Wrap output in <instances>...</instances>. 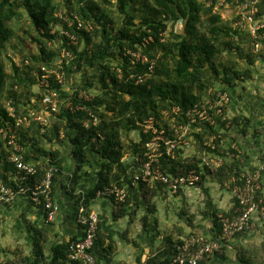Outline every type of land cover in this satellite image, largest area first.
Returning <instances> with one entry per match:
<instances>
[{"label":"trees","instance_id":"obj_1","mask_svg":"<svg viewBox=\"0 0 264 264\" xmlns=\"http://www.w3.org/2000/svg\"><path fill=\"white\" fill-rule=\"evenodd\" d=\"M208 1L210 5H207ZM244 1L227 2L237 7ZM70 2L65 0L64 15L60 14V4L56 0H0V182L13 185L14 168L8 162L10 152L6 146L10 129L25 148L24 160L27 162L38 155L39 158L46 156L41 143L67 139L77 162L76 172L72 175L75 180L82 166L88 164L86 149L97 154L101 163L98 182L83 198V205L87 206L99 190L113 186L126 187L128 194L133 190L134 168L141 159L144 144L150 139V134L143 133L141 127L147 118L153 117L156 125L165 128L169 134L170 123H179L190 107L202 104L209 97V88L225 86L226 91L222 87L218 89L227 92L237 86L236 81L251 74L249 68L239 72L232 60H224V52L235 54L238 59H243L245 54V63L252 67L257 59L264 61V49L254 53L255 40L246 30L234 29L231 22L223 20L219 13H213L218 0H117L116 8L121 16L119 26H115L100 5L106 0H76L75 9L69 6ZM257 10L256 18L261 20L264 0L259 1ZM76 20L83 26L89 24L90 30L78 29ZM17 21L30 27L23 31L25 37L16 34L14 23ZM179 22L183 27L181 33L176 34L173 28ZM168 26L170 31L165 34ZM58 28L60 30L55 31ZM12 40L21 48L16 51L17 44H14L17 56L14 52L11 57L5 54ZM26 43L33 49L23 47ZM137 53L147 57L148 62L137 61L133 56ZM3 57L10 63L9 71L3 64ZM44 76L47 84L40 85ZM76 76H79L78 81ZM35 86L39 87L38 94L33 92ZM52 91L57 94L55 112L45 104V96ZM174 106L180 108L178 118L172 115ZM9 107L13 108L16 117L10 116ZM163 111L168 112L167 118L163 117ZM29 112L37 116L48 114L46 122L41 124L28 117L25 124L15 128L17 117L27 116ZM94 120L96 124H93ZM225 126L221 123L220 127L214 128L204 123L198 130L195 129L198 125L193 126L190 136L197 140V153L183 159L178 150L168 165L164 160L161 162L164 170L170 174L189 170L200 172L198 187L206 173L216 177L222 186L228 185L230 192L234 187L243 190L242 173H234L226 161L210 173V168L202 163L209 156L200 160L196 156L206 152L226 158L219 147L218 134ZM131 132L138 133L137 142L130 139ZM211 136L214 137V150L202 147L204 139ZM53 165L57 166L53 158L49 162H39L32 179L39 181ZM55 180L56 176L53 184ZM137 184L141 191H148L144 183ZM256 197L259 198L258 190ZM128 199L129 196L124 203L116 204L114 219L124 215L123 206ZM233 202V214H211L215 228L212 241L221 231L218 216L238 215L239 200L233 197ZM43 212L46 218V212ZM143 227L145 232L150 233L151 229L156 232L148 218L143 219ZM28 233L32 243L28 264H80L68 261L69 241L52 245L51 256H45L47 230L29 225ZM111 235L98 225L91 251L97 264L109 260L113 250ZM175 246L172 238H165L164 245L151 253L144 264H175ZM200 264H207V260Z\"/></svg>","mask_w":264,"mask_h":264},{"label":"crops","instance_id":"obj_2","mask_svg":"<svg viewBox=\"0 0 264 264\" xmlns=\"http://www.w3.org/2000/svg\"><path fill=\"white\" fill-rule=\"evenodd\" d=\"M258 65H260L259 69L256 68ZM248 68L252 71L250 77L252 75L253 79L258 81L259 86L257 85L258 87L255 88L256 92L250 91L251 94H249L244 91L245 103H238L239 106L236 107L235 105L233 108L229 105L230 107L228 106L227 108V117H233L231 118L233 123L230 122L231 127H227L229 129V134L233 130H235V132L237 131V125H240L239 123L243 119L244 126L243 129L240 130L241 134H239V131L236 132L238 135L242 136L239 137L241 140L238 139V135H236V140L228 139V137L222 140L220 139L219 147L223 154L225 152L224 149L227 150L225 155L226 158H221L218 154L215 156L216 158H221L223 161H226L228 167L233 169L234 173L240 172L245 175L258 173V199L264 204V61L257 59L254 65ZM237 90L238 89L235 87L233 93L238 92ZM232 142H234L233 145H231ZM41 147L46 151V156L39 158L38 155L36 159L29 160L28 162L36 165L41 161L49 162L51 158H53L54 163H56L59 168L52 188L53 202L56 206L55 219L52 223H46L43 210L35 208L26 198H18L12 205L0 208V242L4 244L3 246L0 245V257L3 259L4 264H28V261L22 263V259L18 261L20 254H22L20 253V248H12L10 245L12 242L10 244L7 243L9 241L14 242L13 238L16 237L15 246H20L18 243H21L22 249L26 248V252H30L32 244L28 228L25 231L26 226L34 225L47 230L48 243L44 249L45 256H51L52 245L77 240L80 239L82 235L81 228L76 223V218L79 207L84 206L83 202H80V200H82L85 194L93 189L98 182L97 173L101 165L98 155L86 149L85 152L88 164L82 166L77 173L79 177L75 180L72 175L76 172L77 162L73 157V148L67 139L51 144H47L46 142L41 143ZM233 147L237 151H234ZM185 150H187V148ZM181 154L183 159L190 156L185 154V151H182ZM127 160L128 162L130 161L129 159ZM0 175L2 176L1 172ZM72 178L74 179L72 180ZM215 181L216 184L210 182V184L207 183L206 185L218 187L212 190L215 192V194L211 193L214 195L213 197L210 196L208 190L205 189L206 186L203 188L201 185L207 192V194L204 192L206 197L209 196V199L212 198L209 206L211 210H209V212H211V214L213 212L231 213L235 203L233 202V198L228 196L229 193H231L228 190V185L222 186L217 180ZM203 182L202 184H204ZM159 187L149 188L148 191L145 192L139 189L138 184H134L133 190L128 194L129 199L123 206L124 215L121 218H113V213L118 205H116L112 199L95 197L85 206L88 212L97 214L100 229L106 233L112 234L113 250L108 256L109 260L100 261L99 264H144L146 261L147 253L145 252H147L149 246L155 242V233L151 236L149 233L147 234V232H145L143 219H152L148 216V213L154 211V206H148L150 208L146 207L147 214L140 220V235L137 234L136 228L133 230V226H138L137 215H135V213L131 215L134 207L141 201L143 193L150 192L151 196L159 200L163 198L166 199L167 211L170 212L168 218L173 222L171 224L175 225L174 222L180 224V228H185L184 233H192L191 235L200 236L207 240L213 239L215 228L211 216L202 213V216L198 218L191 211L197 204L193 200V196L197 193L199 194L197 187L186 188L175 195L170 194L161 186ZM229 197L231 201L226 202ZM177 200L180 202L178 203ZM177 204H181L183 209H181V206L179 209H176ZM109 205H111L112 209ZM110 215L112 217H110ZM183 215L184 218H188L186 224ZM152 221L154 222L155 219H152ZM123 227L125 230H123ZM125 227L130 230L132 229L134 235H136L138 239H141V241H139L142 249L140 248V250H137L139 249V244L133 241L131 242L132 232H128ZM182 228L180 230H182ZM24 232L27 235V242L25 243L24 241L20 242V240L24 239ZM181 232L182 231L178 234H181ZM115 235H117V237ZM177 239L176 241L173 240L175 244L180 242L181 237ZM114 240H116V243ZM125 244H130L132 249L127 252L123 250ZM116 246L125 252V257H122L124 259L118 257V254H121L123 251L119 252ZM143 246L146 247V249H143ZM207 264H264V224L254 215L251 219L250 228L243 234H237L229 238L227 246L222 253L208 259Z\"/></svg>","mask_w":264,"mask_h":264},{"label":"built area","instance_id":"obj_3","mask_svg":"<svg viewBox=\"0 0 264 264\" xmlns=\"http://www.w3.org/2000/svg\"><path fill=\"white\" fill-rule=\"evenodd\" d=\"M228 0H218L217 5L213 8V13H219L218 10L228 7ZM260 0H245L243 3L235 7V17L237 18V27L246 30L255 40L253 43V52L259 53L264 49V16L257 19V5ZM207 5H210L208 1ZM220 14V13H219ZM77 21V28L90 30V25ZM67 56L69 54L66 53ZM137 61L142 63L148 62L147 57L140 53L133 54ZM41 83L47 84V77ZM139 81L141 78L138 79ZM56 92H49L45 96V104L50 107L52 112L57 109L55 101ZM211 97V98H210ZM230 102L229 94L222 90H214L209 92V97L202 104H195L190 107L185 117L179 123H170L168 132L163 127H158L153 117L147 118L142 124V130L145 134H150V139L144 144V148L137 166L134 168L133 181L135 184L142 182L148 188L161 186L172 195L178 194L186 188L197 187L200 182V172L189 170L187 173L176 172L170 174L164 170L161 162H168L175 159L178 150L185 151L189 146L190 134L193 132V126L198 125L195 129L206 123L209 126L217 128L221 123L228 127L229 122L225 116L224 110ZM80 109V108H75ZM9 114L16 117L13 108L9 107ZM174 118H178L181 114L180 108L174 106L171 110ZM48 115V114H47ZM44 114L35 115L29 112L27 116H18L15 128L28 121V117L34 118L41 124L46 122ZM164 118L168 117V112L163 111ZM220 120V125L218 123ZM96 124V120L93 121ZM6 146L9 149L8 162L13 165L14 173L11 178L12 186L0 184V208L12 205L18 198H26L35 208H41L46 212V223H52L55 219L56 206L53 202L52 188L53 178L58 174L59 168L55 165L50 166L44 176L39 181L32 178L36 175V165L24 160L25 148L20 143V139L11 129L7 133ZM214 137H211V147ZM182 154L180 153V156ZM209 157L203 159V165L210 168L213 173L215 168L223 164V159L216 158L208 154ZM244 179L243 190L240 187H234L235 198L239 200L240 210L238 215L227 218L218 216L221 223V231L216 240H207L200 236H187L181 238L175 246L176 256L173 259L175 264H200L204 260H208L215 255H219L227 246L229 238L238 233H243L250 228L251 219L255 215L258 220L264 224V205L257 199L256 193L259 188L257 179L258 173L253 175L242 174ZM128 196L126 187L113 186L99 190L95 193L96 198L112 199L115 204L124 203ZM82 202L84 199L81 200ZM77 225L81 228L82 235L80 239L69 241L68 261L80 264H97L95 256L91 253L96 233L98 230L99 219L97 214L88 212L85 206L79 207ZM0 264H4L0 257Z\"/></svg>","mask_w":264,"mask_h":264},{"label":"rangeland","instance_id":"obj_4","mask_svg":"<svg viewBox=\"0 0 264 264\" xmlns=\"http://www.w3.org/2000/svg\"><path fill=\"white\" fill-rule=\"evenodd\" d=\"M75 1L76 0H71V2L69 3V6L71 8H73V9L76 8ZM106 1H107L106 3L103 4V2H102L100 5L102 6L103 9L105 8L107 14L110 16V19L113 21L114 24H116L115 26H119V24L121 22V16L117 12V8H116L117 0H106ZM56 3L60 4V14L64 13V15H65V12H66L65 4L67 2L65 3V0H56ZM218 12L220 13V16H221V18L223 20L231 22V25H232V27L234 29L239 28L236 25L237 22H235V23L233 22L234 19L236 21V18H235V7H233L232 5H229L228 7H224L222 9H219ZM25 20L26 19H23L24 22H25ZM23 21H17V22L14 23L15 32H16V34L19 37H25L23 35V31L24 30H28L30 28V27L28 28V25L25 24ZM182 27H183V23L179 22V23H177L174 26L173 31L176 34H180L181 31H182ZM59 30H60V28L55 29V31H59ZM169 31H170V28L168 26V30H167V32L165 34H167ZM14 44H17V46H16L17 50L16 51L20 50V48H21L20 45H18V43L15 40H12L10 42V45H8V47H7V51H6L5 55H9V56L12 57L14 55V52H15V54L17 56V52L14 50ZM23 47L27 48V50L29 48L33 49L32 46L28 45V43H26V45L23 46ZM24 53H25V51H24ZM244 53H247V52H244ZM242 57H243V59H238V58H236L235 54H232V53L230 54L229 52H224L223 53V59L224 60H232L234 62L233 63L234 66L237 68V70L239 72L240 71H244L245 68H248V64H246L245 61H244L245 54ZM2 60H3V64H4L5 68H6V70L9 71V66H10L9 61L5 57H3ZM256 68L259 69L260 65H258ZM249 77H250V75L248 76V78L245 76V79H240V80L236 81V83H237L236 88L238 89L237 90L238 92L233 93V90H229V89L227 90V93L229 94V97H230V102L225 108L226 109L225 116L227 118V121L229 122V125H228L229 127H231L230 122L232 121L231 118H233V117H230V118L227 117V110H228L227 108H228V106L231 105V108H233V107H235V105L237 107V106H239V104H244L245 103V99H244V94L245 93H244V91H246V93L251 94L250 91L256 92L255 88L259 86L258 85V81L256 79H253L252 75H251L250 78ZM76 80L77 81L79 80V76H76ZM37 87L38 86L33 87L34 94H38V91H39L38 88L39 87L38 88ZM219 87H222V86H212L211 88L208 89L207 94H209L210 91L221 90V89H218ZM67 88H68L67 86L64 87V89H66V90H67ZM222 88L226 91V87L225 86L222 87ZM239 124L240 125H237V131L236 132H238V131L240 132V130L243 129V126H244L243 119L240 121ZM228 128H227V126H225V127L221 128V130H219L218 134L220 136V139L222 140V139H225V138L228 137V139L236 140V135H238V133H236L235 130H233L229 134L228 133V130H229ZM239 134H241V132ZM129 136H130V139L132 141H134V142H137L138 139H139L137 132H131ZM211 137H207L206 140L204 139V142L202 143V147H206L207 148L206 145L210 144ZM239 137H242V136L238 135V139H240ZM228 139H227V141H228ZM224 142H225V140H224ZM239 142H241V141H239ZM233 143L234 142H232L231 145H233ZM196 146H198L197 140L193 136H190L189 137V146L187 148L188 151L185 150V154L190 155L187 158H191L194 155V153H197ZM224 150H225L224 154L226 155L227 150L226 149H224ZM233 150L237 151L236 149H234V147H233ZM198 155H196L197 159L200 160L201 158L207 156L208 154H206V152H205L204 154L203 153H201V154L198 153ZM204 174H205L206 177H204L205 181L203 180L204 181L203 182L204 184H202L203 188H204V186L207 185V183L210 184V182H213L214 184H216V181H215L216 177L214 178L213 175L210 176V175H208L206 173H204ZM202 186L201 187L197 186L199 194L197 193V194H195L193 196V200L197 204L195 205V207H193V209H191L192 213L194 215H196L198 218L202 216V213H205V215L211 216V212H209V210H211V208H209V204L212 201V198L210 197L211 199H209V196L206 197V195L204 193L205 189H207L208 192H209V195L213 197L214 195H212L211 193L215 194V192L212 191V190H215V189L218 188L217 186L211 185V186H206V188L203 189ZM228 196H231V198H233V197H235V194H234V192H231V193H229ZM165 200L166 199H164V198L162 200H159V199L155 198L154 196H151L150 192L149 193H143L141 201L138 202L137 206L134 207V210L131 212V215H133L134 213H135V215H137V221H138V226L137 227L133 226V230H135V228H136L137 234L140 235L141 234V227H140L141 226V221L140 220H141V218L144 215L147 214L146 207L154 206V211H151V213H148V216L150 218H152V219H155L154 222L152 221V219H149V221H150V226L153 227L156 230L157 235H156V232H154L152 229H151L150 233L147 232V234L149 233V235H151V236L155 233V242H153L151 244V246H149L148 251L145 252V253H147L146 259L149 256L152 255L151 252H153V253L156 252L157 248H159L162 245H164V239L165 238L170 237L174 241H176V240H178L177 238H179V237L183 238V237L190 236L192 234V233H184L185 228L181 227L182 230H180L181 229L180 228V224H177L176 222H174L175 225L171 224L173 222L168 218V216L170 215V212L167 211L168 208H167V203H165ZM230 201L231 200H230V197H229V199H227L226 202H230ZM177 202L179 203L180 201L177 200ZM109 206L112 209L111 205H109ZM180 206H181V209H183V206L181 204H177L176 205V209H179ZM116 208H117V206H116ZM148 208H150V207H148ZM110 217H112V216L110 215ZM183 219L185 220V224H186L188 218L187 219L184 218V215H183ZM27 228H28V226H26L25 231H26ZM125 228H127V227H125ZM123 230H125L124 227H123ZM126 230L128 232H130V233L132 232V234H131V242L133 241V242H136V243L139 244V245L137 244L138 247H139V249H137V250H140V248L142 249L141 243H140L141 239H138L136 237V235H134L132 229L130 230V229L127 228ZM149 230H150V228H149ZM180 231H182L181 234H178ZM125 233H126V231H125ZM23 235H24V239L25 240L22 239V240H20V242L24 241V243H25V242H27V235H26L25 232L23 233ZM115 236L117 237V235H115ZM153 238H154V236H153ZM13 239H14V242L13 241H9L7 243L10 244L12 242L10 244L12 246V248H15V247H19L20 248V253L23 254V257H22V254H20V257H19L18 261H20V259H22V263H24V261H27L28 258L31 257V255H32V246H31V249H30V252H31V254H30V252L28 250H27L28 252H26V248L22 249L21 243H18V244H20V246H15L16 245V243H15L16 242V237H14ZM114 242L116 243V240H114ZM0 245L3 246L4 244H2L0 242ZM116 248H117V246H116ZM131 249H132V246L130 244H125L124 247H123V250H125L126 252L131 250ZM143 249H146V247L143 246ZM117 250L119 252L123 251L121 248H117ZM124 253L125 252L123 251L121 254H118V257H121V259H124V258H122V257H125ZM113 258H114V256H113Z\"/></svg>","mask_w":264,"mask_h":264}]
</instances>
